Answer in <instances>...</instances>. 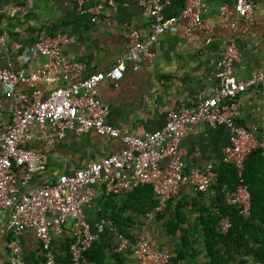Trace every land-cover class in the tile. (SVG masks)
Here are the masks:
<instances>
[{
    "label": "crops",
    "instance_id": "1",
    "mask_svg": "<svg viewBox=\"0 0 264 264\" xmlns=\"http://www.w3.org/2000/svg\"><path fill=\"white\" fill-rule=\"evenodd\" d=\"M185 1L169 0L164 13L179 15ZM235 1L203 0L207 11L202 30L186 33V19L179 17L151 46L149 57L138 62L127 61L117 85L103 79L99 84V97L109 106L107 122L123 132L143 134L161 128L170 110L197 105L218 85L217 62L229 40H235L239 47L240 58L231 68L237 79L264 69V0H254L256 8L252 23L238 17L233 10ZM99 5L100 11L96 10ZM13 6L17 10H2ZM222 6L227 8L226 19L221 14ZM150 23L151 18L143 15L140 0H0V38L3 39L0 41V66H11L26 73L43 66L47 57L27 53L26 46L33 44L40 35L66 32L75 41L60 45L63 54L84 64L83 70L70 78L73 82L106 71L127 52L129 40L122 28H136L144 36L150 30ZM15 41L21 44L20 48L13 46ZM63 82L59 79L50 85L38 84L42 97ZM17 90L29 88L19 85ZM10 101L0 87L2 123L10 121ZM237 102L240 105L238 123L257 127L259 144L249 158L246 170L250 177L260 181L255 187L264 192V91L250 87ZM228 140L229 128L225 124L209 127L204 122L198 123L182 139L184 175L188 177L194 171H204L209 165L216 170L222 163V148ZM31 146L44 153L46 167L26 185L18 183L22 191H29L61 173H70L89 161L113 153L123 143L94 130L81 135L69 130L63 139L52 145L32 142ZM217 184L199 191L187 179L166 208L158 212L149 184L117 196H105L98 188L85 212L91 230L97 234L95 241L105 256L103 263L136 264L131 248L114 251L115 232L107 224L111 221L132 242L143 228H148L156 244L169 250L172 258L181 250L182 257L177 261L171 258L168 264H220L217 262L221 257L224 258L221 264H257L255 256L247 253L244 247L229 253L224 252V246L221 248L222 243L217 238L221 215ZM261 197L264 198V194ZM1 216L0 264H10L6 250L15 235L8 227L7 214ZM17 239L26 264L43 263L42 248L34 231L24 230ZM53 243L63 264H68V239L55 238ZM256 245L249 242L248 246Z\"/></svg>",
    "mask_w": 264,
    "mask_h": 264
},
{
    "label": "built area",
    "instance_id": "2",
    "mask_svg": "<svg viewBox=\"0 0 264 264\" xmlns=\"http://www.w3.org/2000/svg\"><path fill=\"white\" fill-rule=\"evenodd\" d=\"M168 1L140 0L143 15L151 18L150 30L142 36L136 28H122L129 40L128 50L106 71L71 82L70 78L83 70L84 64L63 54L60 45L72 43L75 38L60 31L54 35H40L25 48L27 53L47 57L43 66L27 73L11 66H0V87L5 98L11 100L8 106L10 121H0V222L3 221L1 214L6 213L8 227L15 235L6 250L10 264H26L17 236L29 229L35 232L40 242L42 264H63L53 243L55 238L68 239V264H93L85 252L91 248L97 234L91 230L85 211L98 188L105 196H117L149 184L158 212L166 208L170 198L178 193L187 179L199 191L216 185L217 174L211 165L204 171L192 172L188 177L184 175L182 139L200 122L209 127L225 124L229 128V140L222 148L221 161L234 167L238 183L234 189L225 192V201L235 207L240 216L250 217L251 195L244 182V168L247 156L259 143L256 126L246 127L238 123L240 105L237 98L250 87L264 91V69L237 79L231 71L232 65L240 58L235 40L225 44L217 62L218 85L197 105L170 110L161 128L143 134L123 132L107 122L109 106L99 97V84L103 79L117 85L124 75L127 61L138 62L149 57L151 46L179 17L186 19V33L204 28L207 5L203 0H186L177 16L164 13ZM255 8L254 0H236L233 10L240 19L252 23ZM10 9L17 10V7L2 10ZM101 9L99 5L96 10ZM220 10L226 19V6ZM13 46L17 49L21 44L15 41ZM59 79L64 81L63 84L52 88L43 98L38 84L50 85ZM19 85H26L29 90H17ZM69 130L77 135L94 130L100 135L119 139L123 146L70 173H61L52 181L22 191L18 183L26 185L46 167L44 153L31 143L52 145L63 139ZM19 169L21 173H18ZM107 224L115 232L114 251L131 248L136 264L169 263L171 252L156 244L148 228H143L132 242L111 221ZM231 225L227 216L221 217L218 223L222 233Z\"/></svg>",
    "mask_w": 264,
    "mask_h": 264
},
{
    "label": "trees",
    "instance_id": "3",
    "mask_svg": "<svg viewBox=\"0 0 264 264\" xmlns=\"http://www.w3.org/2000/svg\"><path fill=\"white\" fill-rule=\"evenodd\" d=\"M253 152L254 150L245 160L244 168V182L247 184L251 195V215L248 218L240 216L236 208L228 205L225 201V192L234 189L238 183L234 167L221 163L215 170L218 175V184L215 189L217 199L220 201L218 204L221 209L220 218L227 216L232 223L225 233L219 231L217 238L222 243L221 248L224 246L225 253L237 251L238 247H244L247 253L255 256L257 264H264V198L261 197L264 192L255 187L260 181L254 179V177H250L248 170H246L249 158L254 155ZM249 242L257 243V245L250 247L248 246ZM85 255L93 264H104L103 260L105 261V256H103L102 248L97 241L85 252ZM181 257V250L177 251L173 255V258L171 256L173 261H177ZM223 261L224 258L221 257L217 263L221 264Z\"/></svg>",
    "mask_w": 264,
    "mask_h": 264
}]
</instances>
